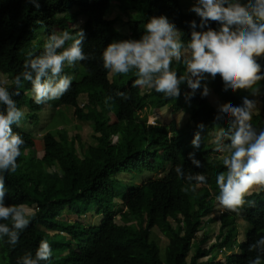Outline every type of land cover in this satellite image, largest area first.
<instances>
[{"label":"trees","instance_id":"1","mask_svg":"<svg viewBox=\"0 0 264 264\" xmlns=\"http://www.w3.org/2000/svg\"><path fill=\"white\" fill-rule=\"evenodd\" d=\"M112 1L0 0V87L8 91L17 109L27 108L26 120L20 118L11 125L24 144L16 170L0 173L4 178L3 204L33 208L28 214L29 225L15 230L17 243H11L8 234H0V264L35 260L42 240L49 243L52 255L37 264H252L257 258L264 264V244L259 243L264 237V188L245 196L239 214L218 211L220 228L215 243L203 247L210 238L209 223L220 195L217 176L227 174L224 159L213 154L220 148H231L230 136L237 127L235 117L222 111V106L231 103L244 107L245 99L225 88L219 74L211 84L219 108L208 94L203 95L201 85L189 95L192 89L188 90L186 65L175 58L170 69L176 71L178 79L186 77L179 85L178 98L139 85L133 87L138 79L136 69L118 74L103 64L102 53L108 44L139 40L152 17H167L178 30L181 48L188 47L192 31L203 32L209 27L219 30V23L209 21L202 28L201 17L191 10L196 0H187L186 10L181 0H116L130 32L124 36L115 25L117 19L109 18ZM233 3L254 0H224V6ZM191 21L196 22L195 29ZM65 31L73 39L83 32L81 46L87 58L78 62L84 75L69 84L56 106H70L78 123L91 125L96 141L93 145L82 143L78 135L69 139L65 127L48 130L39 139L26 131L44 102L37 104L35 97L27 94V90L35 93L32 80H26L25 75L34 80L35 71L25 62L43 56L48 38ZM72 43L66 41L64 49ZM256 61L261 65L260 75H264V56L256 57ZM49 79L50 70L41 77V83ZM80 95L87 97L85 107L79 106ZM262 104V111L252 112L250 121L256 135L264 130ZM110 105L115 107L112 114ZM166 109L173 114L188 113L187 124L180 127L174 118L153 126L147 123L150 114ZM144 110L147 112L143 114ZM0 112L6 114L7 105L0 103ZM218 128L224 131L215 142L202 140ZM200 132L197 146L193 139ZM130 171L156 175L119 193V178ZM199 175L205 182L196 179ZM66 209L77 218L95 210L101 222L91 226L80 220L69 221L63 218ZM117 213L121 214V224L115 222ZM239 219L246 223L241 242L237 238ZM0 225L14 230L11 218L0 219ZM155 229L166 239L163 248L154 236ZM203 229V238L196 240Z\"/></svg>","mask_w":264,"mask_h":264},{"label":"clouds","instance_id":"2","mask_svg":"<svg viewBox=\"0 0 264 264\" xmlns=\"http://www.w3.org/2000/svg\"><path fill=\"white\" fill-rule=\"evenodd\" d=\"M202 7H193L192 11L201 17L203 28L209 21L218 22L219 30L209 27L206 31H192L188 43L190 58L185 60L186 70L195 80L188 78L187 83L194 94L200 87L205 73L213 79L219 74L225 88L231 87L235 92L238 89H253L257 82L264 80L261 65L256 57L264 56V0H254V3H233L224 6V0H200ZM39 7V5H37ZM255 18V21H254ZM195 29L196 22H190ZM238 26V27H233ZM145 34L139 40L115 41L107 45L102 53L105 69L112 73L127 74L130 69H136L138 79L133 82L137 85L154 89L166 97L178 98L179 85L185 76L177 78L176 71L170 69L173 58L179 59L182 44L178 31L169 23L165 16L152 17L144 25ZM75 39L68 32L60 35H51L44 45L45 54L31 61H26L35 71V79L25 75L26 80H32V90L35 93V102L41 103L45 99L57 98L68 89L71 77L61 76L53 83V79L41 83V77L50 70L55 78L63 70L65 61L68 66H74L75 61L87 58L82 51L81 41L83 32L76 33ZM73 40L70 47L64 49L65 42ZM57 48L64 49L57 53ZM31 55V54H29ZM17 81L19 77L15 78ZM258 90V89H256ZM19 95V91L15 93ZM208 94L205 86L203 95ZM0 103L7 105V112H0V173L14 172L17 168V157L20 155V146L24 140L18 133H14L11 125L19 121L23 112L16 108L9 98L8 91L0 87ZM83 104L80 107H85ZM244 107H233L231 103L222 106V111L235 117L236 131L231 134V153L223 160L227 174L217 176L220 195L219 204L230 212L239 214L245 204V196L251 194L254 187L264 188V130L256 135L251 129L253 103L247 99ZM202 127V125H201ZM199 135L193 139L198 146ZM191 156V154H189ZM197 163V161H193ZM179 171V168H177ZM198 181L205 182V177L199 175ZM4 178L0 176V219L11 218L12 228L0 225V234H8L11 243H17L18 233L15 230H24L30 223L23 205L6 207L3 204ZM259 243L264 244V237ZM52 255L47 241H41L36 252V259L25 258L24 264H37L38 260H47ZM252 264H260L259 258Z\"/></svg>","mask_w":264,"mask_h":264},{"label":"rangeland","instance_id":"3","mask_svg":"<svg viewBox=\"0 0 264 264\" xmlns=\"http://www.w3.org/2000/svg\"><path fill=\"white\" fill-rule=\"evenodd\" d=\"M181 5L182 7L186 8L187 5V0H181ZM118 3L116 0L112 1V6H111V10L109 11V18L110 19H117L116 20V27L117 29L120 31V33H122L124 36L129 35V28L125 22V18L126 16L118 9ZM202 7V5L200 4V0H196L193 4H192V8L193 7ZM191 8V10H192ZM189 10V9H188ZM82 21L80 20L79 23H81ZM178 31V30H177ZM190 58V49L188 47H184L180 49V57H179V61H182L183 64H185V60ZM177 60V59H176ZM79 61L74 62V66H68L67 61H65L64 66H66L65 69L62 70V72L60 73V75H57L55 78L53 79V83L57 82L61 76H65V77H71V82H76L78 80H80L82 78V76L84 75V73L82 71L79 70L80 66L78 64ZM204 75V79H201L200 81V85L203 87H207L209 90L208 96L209 99L211 101V103L219 108L220 107V103L219 100L217 99V96L213 93L212 89H211V84H212V80L213 78L205 73ZM186 77L191 78L193 80L196 79V77H192L190 72H187L186 70ZM109 79L112 80V75L109 76ZM75 80V81H74ZM144 89H146V87H144ZM191 88L188 85V90H190ZM258 89V90H256ZM228 90L231 93H234L235 95L237 94V97L242 98V99H247L249 101H251L254 105L252 112L254 113H260L262 111L263 108V102L264 100H262L263 96H264V80H261L259 83H257L255 86H253V89H238L235 92L231 89V87H228ZM27 94L31 97H35V94L33 95L31 91L27 90ZM61 96L57 97V98H50V99H45L42 101V103L44 102V108L42 109V111L39 113L37 118H34L32 120V123L28 124L27 126V132L31 133L32 135H34L37 139H39L38 137H40L41 134H44L46 132L52 131V130H56V128H58V130H62L64 127L66 128V135L68 136V138H73L75 137V135H78L80 138V141H82V143L88 145L91 144L93 145L96 141L93 138L94 137V132L93 129L91 127V125L89 123L87 124H80L77 122L76 119L73 118L72 116V110L70 106H66V105H60L59 107L56 106L57 101H59ZM87 102V97L86 95H80L79 98V106L86 104ZM110 107V111L111 114L113 111H115V107L114 106H109ZM24 109L27 108L23 107V116L21 117V119L26 120V117H24V113L26 111H24ZM147 110L143 111V114L146 113ZM110 114V115H111ZM172 118L175 119V121L178 123V125L180 127H183L187 124L188 122V113L186 114H173L170 110H162V111H155L154 113L150 114L147 117V123L150 125H158V124H162L163 122H169L172 120ZM23 120V121H24ZM21 123V122H20ZM23 126V125H22ZM58 126V127H57ZM56 127V128H55ZM53 128V129H52ZM223 129L218 128V129H214L212 131L209 132V134L205 137H203V141L207 142V143H212L215 142L217 138H219L222 133H223ZM199 137H202V133L200 132ZM81 148H78V151L80 152ZM231 148H220L218 149L214 154L213 157L215 158H221V159H225L226 157H228L231 153ZM39 156L40 153H39ZM162 167H159L158 169L160 170ZM160 174V173H159ZM154 175H156V173H151V172H126L123 173L120 178H119V184H118V192L121 193L123 190H125L126 188L132 187V186H137L139 184H142L143 182H146L148 180H150L151 178H154ZM260 187H254L251 192L253 191H258ZM123 193V192H122ZM118 204H121L123 201L121 198L117 199ZM217 205L216 208L214 209V212L212 213V220L209 223V230H210V238L209 240H206L203 244L204 248H208V246L212 243H215L216 240V236L219 233V228H220V222L217 216V212H222L221 210H223L224 208L219 204V201L216 199ZM126 209V208H125ZM24 210L26 212V214H30L31 212H33V208L31 207H26L24 206ZM121 214L117 213L116 215V219L115 222L117 224H121ZM64 219H67L69 221H77L80 220V222H82L85 225H91V226H96L99 225L101 222V216H99L95 210L90 211L88 214L82 216L81 218H77L76 215L72 214L69 212L68 209L65 210L64 215H63ZM135 222V221H134ZM237 227L239 230V235L237 236L238 240L241 242L244 239V231H245V227H246V223L245 221L239 219L237 222ZM208 229V228H207ZM206 231V230H205ZM204 229L203 231H201L197 237L196 240H201L203 238L204 235ZM209 233V232H208ZM154 236L155 238L160 240V245L161 247H165L166 245V239L162 236V234L160 233V231L158 229L154 230ZM239 251L238 249L235 250V254H237ZM190 257V255H189ZM219 261H222L223 263L225 262V260L222 257H219L218 259Z\"/></svg>","mask_w":264,"mask_h":264},{"label":"built area","instance_id":"4","mask_svg":"<svg viewBox=\"0 0 264 264\" xmlns=\"http://www.w3.org/2000/svg\"><path fill=\"white\" fill-rule=\"evenodd\" d=\"M83 106V105H82Z\"/></svg>","mask_w":264,"mask_h":264}]
</instances>
